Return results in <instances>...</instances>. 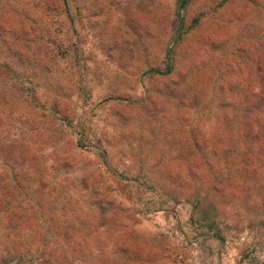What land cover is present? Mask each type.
Here are the masks:
<instances>
[{"label": "rangeland", "instance_id": "374dc122", "mask_svg": "<svg viewBox=\"0 0 264 264\" xmlns=\"http://www.w3.org/2000/svg\"><path fill=\"white\" fill-rule=\"evenodd\" d=\"M257 65L264 0H0V264H264L260 158L218 196L161 169L257 112Z\"/></svg>", "mask_w": 264, "mask_h": 264}, {"label": "trees", "instance_id": "16d2710c", "mask_svg": "<svg viewBox=\"0 0 264 264\" xmlns=\"http://www.w3.org/2000/svg\"><path fill=\"white\" fill-rule=\"evenodd\" d=\"M179 5V26L181 27L185 2L182 1ZM172 49L173 46L171 45L168 50V57H170ZM252 70H256L259 78L255 84L250 81L244 83L245 90L242 94V102H240L247 107H254L257 112L244 114L242 119L240 116L234 119L238 123L241 122L242 125L239 129H230L221 122L216 129L218 132L216 134L213 133L214 136L210 135V139H213V142L209 146V158L207 161L198 159L188 163L186 160L176 162L174 159L172 161L175 162H170L169 159L167 162L162 163L161 169L168 170L170 179H173V176L178 177L182 171L192 173L194 176L193 191L199 193L203 187L207 188V185H209L211 186L209 189L215 196L222 192L219 185H223L224 182L226 187L231 186L237 190L242 183L249 182L248 179L252 180V174L259 169L258 159L260 158L262 163H264V66L257 65L256 68H251L248 72H253ZM218 77L224 80L222 75ZM227 82L229 84L231 80H227L226 84ZM214 84V87H216V81ZM234 85L238 84L234 83ZM224 87L223 82L220 88L223 89ZM225 119H223L225 123L229 122V118ZM194 143L197 142L194 140ZM194 147L195 152L199 153L200 148L196 144ZM217 177L219 178L217 179ZM12 212L11 214L13 215Z\"/></svg>", "mask_w": 264, "mask_h": 264}, {"label": "crops", "instance_id": "0c3cea01", "mask_svg": "<svg viewBox=\"0 0 264 264\" xmlns=\"http://www.w3.org/2000/svg\"><path fill=\"white\" fill-rule=\"evenodd\" d=\"M178 15H179V9H178Z\"/></svg>", "mask_w": 264, "mask_h": 264}]
</instances>
